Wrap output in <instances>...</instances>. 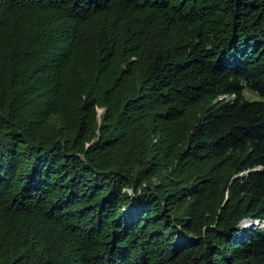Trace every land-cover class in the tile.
<instances>
[{
  "label": "trees",
  "instance_id": "trees-1",
  "mask_svg": "<svg viewBox=\"0 0 264 264\" xmlns=\"http://www.w3.org/2000/svg\"><path fill=\"white\" fill-rule=\"evenodd\" d=\"M248 218L264 0H0V264H264Z\"/></svg>",
  "mask_w": 264,
  "mask_h": 264
},
{
  "label": "rangeland",
  "instance_id": "rangeland-1",
  "mask_svg": "<svg viewBox=\"0 0 264 264\" xmlns=\"http://www.w3.org/2000/svg\"><path fill=\"white\" fill-rule=\"evenodd\" d=\"M245 93L249 98H253V99L260 98V95L257 92L253 91L252 89L247 88Z\"/></svg>",
  "mask_w": 264,
  "mask_h": 264
},
{
  "label": "water",
  "instance_id": "water-1",
  "mask_svg": "<svg viewBox=\"0 0 264 264\" xmlns=\"http://www.w3.org/2000/svg\"><path fill=\"white\" fill-rule=\"evenodd\" d=\"M246 223H251V224H256V225H259V226H264V222H259V220H253L251 218H248L245 220Z\"/></svg>",
  "mask_w": 264,
  "mask_h": 264
}]
</instances>
